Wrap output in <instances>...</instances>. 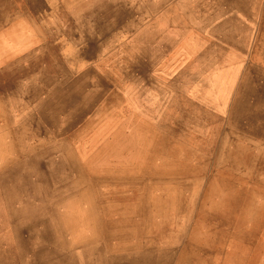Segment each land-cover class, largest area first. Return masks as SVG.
<instances>
[{"label":"rangeland","instance_id":"obj_1","mask_svg":"<svg viewBox=\"0 0 264 264\" xmlns=\"http://www.w3.org/2000/svg\"><path fill=\"white\" fill-rule=\"evenodd\" d=\"M0 264H264V0H0Z\"/></svg>","mask_w":264,"mask_h":264},{"label":"bare ground","instance_id":"obj_2","mask_svg":"<svg viewBox=\"0 0 264 264\" xmlns=\"http://www.w3.org/2000/svg\"><path fill=\"white\" fill-rule=\"evenodd\" d=\"M52 27V26H51Z\"/></svg>","mask_w":264,"mask_h":264}]
</instances>
